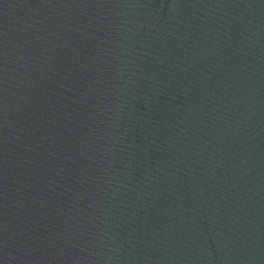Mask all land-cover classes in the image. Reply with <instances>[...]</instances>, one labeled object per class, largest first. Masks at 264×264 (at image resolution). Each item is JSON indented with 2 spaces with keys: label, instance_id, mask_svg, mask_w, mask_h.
Segmentation results:
<instances>
[{
  "label": "water",
  "instance_id": "obj_1",
  "mask_svg": "<svg viewBox=\"0 0 264 264\" xmlns=\"http://www.w3.org/2000/svg\"><path fill=\"white\" fill-rule=\"evenodd\" d=\"M0 264H264V0H0Z\"/></svg>",
  "mask_w": 264,
  "mask_h": 264
}]
</instances>
